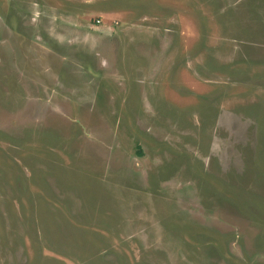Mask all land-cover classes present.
Returning <instances> with one entry per match:
<instances>
[{
  "label": "rangeland",
  "instance_id": "obj_1",
  "mask_svg": "<svg viewBox=\"0 0 264 264\" xmlns=\"http://www.w3.org/2000/svg\"><path fill=\"white\" fill-rule=\"evenodd\" d=\"M0 264H264V0H0Z\"/></svg>",
  "mask_w": 264,
  "mask_h": 264
},
{
  "label": "trees",
  "instance_id": "obj_2",
  "mask_svg": "<svg viewBox=\"0 0 264 264\" xmlns=\"http://www.w3.org/2000/svg\"><path fill=\"white\" fill-rule=\"evenodd\" d=\"M139 151L143 154L144 152L142 151V149L141 148H139Z\"/></svg>",
  "mask_w": 264,
  "mask_h": 264
}]
</instances>
